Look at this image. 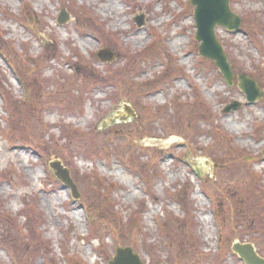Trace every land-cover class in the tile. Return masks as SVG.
<instances>
[{"label": "rangeland", "instance_id": "rangeland-1", "mask_svg": "<svg viewBox=\"0 0 264 264\" xmlns=\"http://www.w3.org/2000/svg\"><path fill=\"white\" fill-rule=\"evenodd\" d=\"M189 1L0 0V264H108L119 246L145 264H218L224 246L222 264H243L237 243L264 258V0H229L240 30L215 28L232 87L198 55ZM125 107L137 118L103 127Z\"/></svg>", "mask_w": 264, "mask_h": 264}, {"label": "water", "instance_id": "water-1", "mask_svg": "<svg viewBox=\"0 0 264 264\" xmlns=\"http://www.w3.org/2000/svg\"><path fill=\"white\" fill-rule=\"evenodd\" d=\"M190 5L194 7V20L196 25V37L195 40L200 42L199 55L203 58L209 59L214 62L215 66L219 69L225 82L229 85H233L234 76L231 72V68L227 61L226 55L223 52L221 45L218 43L215 37V27L222 26L227 31H238L241 20L235 14L230 11L229 0H190ZM68 16L65 11L62 10L57 22L63 25L67 22ZM137 28L143 26V17L135 20ZM97 57L102 63L112 62L114 57L107 50H100ZM238 88L245 95L246 99L252 103L262 98V92L259 90L256 83L242 75L237 76ZM239 104L232 103L226 107L225 112L237 109ZM127 116L118 114V117L110 119L109 125H114L117 122H126L129 117L135 118V114L125 108ZM103 127H107L104 123ZM264 154V151H263ZM50 167L54 170L57 178L67 186L74 198H77V189L69 178V172L62 168L59 163H53ZM232 251L238 255L244 264H264V258L260 257L252 244H234ZM108 264H144L139 256L135 254L129 247H117L115 249V255Z\"/></svg>", "mask_w": 264, "mask_h": 264}, {"label": "trees", "instance_id": "trees-1", "mask_svg": "<svg viewBox=\"0 0 264 264\" xmlns=\"http://www.w3.org/2000/svg\"><path fill=\"white\" fill-rule=\"evenodd\" d=\"M4 55V54H3ZM5 57V56H4ZM16 69H17V71H18V66H16ZM113 75H111V77H112ZM168 79V78H167ZM167 79L166 80H164V81H167ZM111 85H113L114 87H116L117 88V86H118V83L117 82H114V81H111V83H110ZM156 87V86H155ZM118 89V88H117ZM154 89V88H153ZM149 91H151V90H146L145 92H149ZM0 92H2L1 91V89H0ZM7 96V95H6ZM6 96L4 97L3 96V98H5L6 99ZM9 100V99H8ZM7 100V101H8ZM17 105L18 104H20L19 102H17L16 103ZM8 105V110H9V108H10V105L9 104H7ZM10 111V110H9ZM135 150V149H134ZM136 151V150H135ZM159 159H160V157H158ZM158 160V159H157ZM221 163H224V162H221ZM221 163H218V165L219 166H222V164ZM156 163H155V161L154 162H151V163H148V164H146V167H145V169L144 170H146L147 171V173L145 174L144 173V171H143V169H142V171H143V173L145 174V175H147L148 174V176L149 177H153L154 175H156V173H157V167H156V165H155ZM225 164H227L226 162H225ZM224 164V165H225ZM142 167V166H141ZM88 177V176H87ZM143 178V177H142ZM73 179V178H72ZM95 179L96 178H94V177H92L91 175H90V177H89V179H88V181L89 180H91L92 181V183H91V185H93V187H97V186H95L94 184L96 183L95 182ZM76 180V179H75ZM74 179H73V181L76 183V181H75ZM97 181H99L98 179H96ZM204 187V186H203ZM205 188V187H204ZM206 190V189H205ZM262 191V190H261ZM186 194H187V191H186ZM186 194H185V199H186ZM240 196H242L241 194H239ZM262 195H264V193L262 194ZM83 198H84V195L82 196ZM175 198H176V200L179 202V204H180V206H181V208L182 209H185L186 208V203H185V200H181V197L179 196V193L177 194V195H175ZM81 201V200H80ZM218 200H216L215 199V202H217ZM82 202V201H81ZM186 219H187V214L185 213V220L183 219V221H186ZM3 221H5L6 223H7V221L5 220V219H3ZM184 224V223H183ZM186 233L188 234V231H186ZM186 234V237H185V239H186V242H187V244H188V246H189V250H190V255H188V258H187V261L186 262H192V261H194L193 259H194V257H192V255L194 254V252H193V250H192V244L194 243V240H193V238H192V236H190V234L189 235H187ZM166 235V234H165ZM36 236V233L34 232V234L32 235V234H30L29 235V237H27L26 239H27V241H29L31 244H35L36 245V241H35V237ZM227 251V248H225L224 246H222L221 247V250H220V252L218 253V254H216V256L218 257L217 259H216V261H217V263L218 264H222V263H225V261H222L221 259H224V254H225V252ZM223 257V258H222Z\"/></svg>", "mask_w": 264, "mask_h": 264}]
</instances>
